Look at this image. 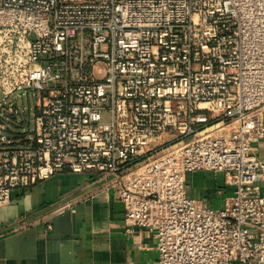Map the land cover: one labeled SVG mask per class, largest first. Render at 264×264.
Listing matches in <instances>:
<instances>
[{
    "label": "built area",
    "instance_id": "2783aa9c",
    "mask_svg": "<svg viewBox=\"0 0 264 264\" xmlns=\"http://www.w3.org/2000/svg\"><path fill=\"white\" fill-rule=\"evenodd\" d=\"M20 91L36 111L17 145L0 125V207L101 174L158 264H264V0H0V117ZM196 171L225 174L223 208L188 196Z\"/></svg>",
    "mask_w": 264,
    "mask_h": 264
},
{
    "label": "crops",
    "instance_id": "0c3cea01",
    "mask_svg": "<svg viewBox=\"0 0 264 264\" xmlns=\"http://www.w3.org/2000/svg\"><path fill=\"white\" fill-rule=\"evenodd\" d=\"M253 146L264 161V140ZM109 179L66 171L16 189L0 207V264H158L154 233L126 220ZM233 190L222 172L187 174L188 196L211 207L223 208Z\"/></svg>",
    "mask_w": 264,
    "mask_h": 264
},
{
    "label": "rangeland",
    "instance_id": "374dc122",
    "mask_svg": "<svg viewBox=\"0 0 264 264\" xmlns=\"http://www.w3.org/2000/svg\"><path fill=\"white\" fill-rule=\"evenodd\" d=\"M17 97L19 113L17 115L11 113H4L0 117V125L3 127L6 134L15 135V145L19 144L21 141V130L30 129L33 125L34 113H35V99L32 97L30 91L23 94V91H20L15 94ZM1 98V93H0ZM104 120L108 121L109 118L104 116Z\"/></svg>",
    "mask_w": 264,
    "mask_h": 264
},
{
    "label": "bare ground",
    "instance_id": "6f19581e",
    "mask_svg": "<svg viewBox=\"0 0 264 264\" xmlns=\"http://www.w3.org/2000/svg\"><path fill=\"white\" fill-rule=\"evenodd\" d=\"M164 136L167 138V135L166 134Z\"/></svg>",
    "mask_w": 264,
    "mask_h": 264
}]
</instances>
